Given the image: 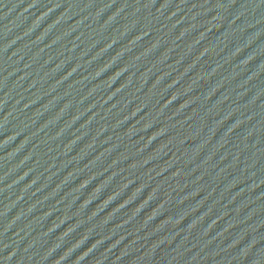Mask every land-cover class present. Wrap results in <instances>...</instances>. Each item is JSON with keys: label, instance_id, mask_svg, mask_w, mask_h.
<instances>
[{"label": "water", "instance_id": "water-1", "mask_svg": "<svg viewBox=\"0 0 264 264\" xmlns=\"http://www.w3.org/2000/svg\"><path fill=\"white\" fill-rule=\"evenodd\" d=\"M0 264H264V0H0Z\"/></svg>", "mask_w": 264, "mask_h": 264}]
</instances>
